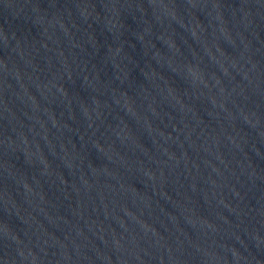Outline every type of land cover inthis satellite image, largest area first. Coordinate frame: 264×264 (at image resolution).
Listing matches in <instances>:
<instances>
[{"label": "water", "instance_id": "1", "mask_svg": "<svg viewBox=\"0 0 264 264\" xmlns=\"http://www.w3.org/2000/svg\"><path fill=\"white\" fill-rule=\"evenodd\" d=\"M0 264H264V0H0Z\"/></svg>", "mask_w": 264, "mask_h": 264}]
</instances>
